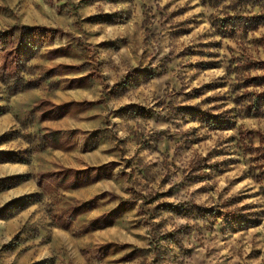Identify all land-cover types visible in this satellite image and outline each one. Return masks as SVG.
Listing matches in <instances>:
<instances>
[{"label":"rangeland","instance_id":"374dc122","mask_svg":"<svg viewBox=\"0 0 264 264\" xmlns=\"http://www.w3.org/2000/svg\"><path fill=\"white\" fill-rule=\"evenodd\" d=\"M229 6L0 0V264H264V21Z\"/></svg>","mask_w":264,"mask_h":264},{"label":"trees","instance_id":"16d2710c","mask_svg":"<svg viewBox=\"0 0 264 264\" xmlns=\"http://www.w3.org/2000/svg\"><path fill=\"white\" fill-rule=\"evenodd\" d=\"M230 2V6L227 7L230 11H237L234 16L228 15L227 24H225V29H243L248 33L256 25H260L258 21H264V0H227ZM211 3L217 6L220 0H210ZM255 8L261 9L260 14L251 15L248 10H253ZM257 22V23H255ZM264 83V78H255L252 84L260 86ZM248 86V85H246ZM245 97L244 112L248 115H264V94L261 93H246Z\"/></svg>","mask_w":264,"mask_h":264}]
</instances>
